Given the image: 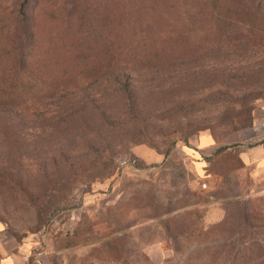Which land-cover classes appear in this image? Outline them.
<instances>
[{"label":"rangeland","instance_id":"374dc122","mask_svg":"<svg viewBox=\"0 0 264 264\" xmlns=\"http://www.w3.org/2000/svg\"><path fill=\"white\" fill-rule=\"evenodd\" d=\"M258 144L264 0H0V222L34 258L264 264Z\"/></svg>","mask_w":264,"mask_h":264},{"label":"crops","instance_id":"0c3cea01","mask_svg":"<svg viewBox=\"0 0 264 264\" xmlns=\"http://www.w3.org/2000/svg\"><path fill=\"white\" fill-rule=\"evenodd\" d=\"M211 145H206L201 152L210 149ZM146 157L148 161L159 162L163 159L161 154L146 152L143 148L136 149V152ZM247 156L252 164L264 160V144H258L247 150ZM0 264H46L43 259H36L28 254L25 246H21L12 240L6 233L4 225L0 222Z\"/></svg>","mask_w":264,"mask_h":264}]
</instances>
